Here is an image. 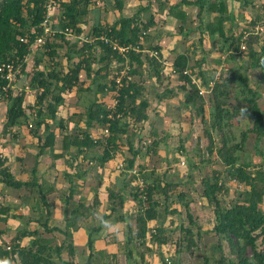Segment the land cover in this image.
Listing matches in <instances>:
<instances>
[{"label": "trees", "instance_id": "16d2710c", "mask_svg": "<svg viewBox=\"0 0 264 264\" xmlns=\"http://www.w3.org/2000/svg\"><path fill=\"white\" fill-rule=\"evenodd\" d=\"M97 1L60 0V9L54 26L62 32H57L53 41L43 46L45 54L43 57H47V62H44L42 55L37 56L36 67L27 82L28 89H31L36 97L33 103L25 106V93L20 92L19 83L11 88L9 93L0 90V109L4 104L8 105L2 122L6 133L14 127L19 129L28 126L31 133L38 138L41 144L40 153L43 154L47 150L54 149L55 129L60 130L63 136L62 152L56 154L55 158H67L65 180L70 184V193L65 197L61 195L65 206L66 229L51 228L49 226L52 217L51 205L46 199L49 190L45 188L43 182H39L37 176L26 180L17 178L7 166V159L0 155V184L16 190L29 188L30 191L38 193L44 211L40 212V217L30 218L27 224L38 223L46 234L44 237L37 230L32 231L29 227L21 228L17 240L10 244L9 250L0 246V261L8 264H55L54 258L62 259L63 252L67 251L70 259L66 261L62 259L63 263L74 264L76 249L73 232L76 231L74 226L79 207L72 211L68 207L76 189L80 186L75 184V179L85 181L89 171L88 168L83 169L80 158L89 159L93 163L89 168L96 173L100 169L103 170L106 163L112 161L126 146L131 157L126 158L127 165L123 171L126 177L132 174L131 170L135 168L137 158L145 154L157 155L161 143L165 142V138L169 135L166 132L165 136L160 137L154 125L146 124L151 118L149 108L154 104V111L158 110L155 107L160 105L166 108L168 105L170 109L171 102L182 95L181 104L176 106L177 112L182 115V111L188 110L200 116L203 137L199 139H205V149L200 150L199 162H194L190 158L188 144L185 140H181V145L176 150L186 159L188 167L186 176L183 177L179 168L175 167L180 160H174L168 155L158 156L152 176L150 179L144 178L142 187H134V191L130 194L126 191L109 192L111 210L120 213L121 221L127 220L122 213L126 198L130 197L137 203L136 211L131 213L127 220V256L133 257L136 242L146 240L151 221L157 223L151 233L153 242L158 245L174 243L176 246L174 257L179 262L186 255L195 256V251L203 238V229L195 214L190 190L193 189L192 185H195L193 173L199 171L201 196L205 198L208 208L214 213L212 232L217 239L212 247L221 253L220 264H264V209L262 208L264 150L259 146L264 141V93L259 90V82H253L246 76L248 69H255L260 71L264 79V39L262 43L258 40L262 35L251 37L250 41H246L247 50L244 53L239 52L246 30L242 28L239 34H236L239 18L228 8V0H181L176 4H170L169 0H138L141 4L132 16L123 14L126 0H111L110 9L119 13L115 21L110 25L88 26L90 6L96 5ZM144 1H148V4L144 5ZM231 1L240 3L243 8L251 4V0ZM45 2L46 0H0V66L17 58L27 57L28 60L34 52L30 50L28 44L21 43L19 38L29 34L34 27L42 23L45 16ZM154 3L157 4L158 10H166L167 14L175 17L176 20H183L186 17V12L181 10L182 5L198 7L199 25L195 29L184 30L183 23L180 25V31L184 36H188L197 30L200 43L204 42L205 38L220 43L216 51L223 59L228 58L238 66H233L229 74L221 72L215 78L213 75L208 76L204 68L208 51L203 52V57L194 67L191 66L188 52H181L173 62V74L177 77L178 91L174 88H166L163 92H157L153 101L152 95H148V88L142 77L146 75L152 80L155 79L156 84L163 82L165 76L162 74L163 64L160 58L162 47L157 42L158 38L153 39L150 33L156 25L155 14H151L148 20H144L142 14L151 11ZM260 22L264 24V20L258 17L253 21V25ZM83 25L87 28L84 29ZM66 28L73 32L72 36H66L64 32ZM82 34H85L88 41L81 42ZM141 37L144 38L143 42ZM105 38L109 42H105ZM33 39L31 37V42ZM58 41H61L59 46ZM111 42L128 48L127 52L121 54L118 50H114ZM256 43H259L258 49L255 47ZM63 45L66 46V50L60 55L59 49L63 48ZM150 51L156 52L158 57L151 56ZM244 55L249 56L248 67L239 64L242 63L241 58ZM196 65L199 68L198 72H194ZM115 66L116 72L113 71ZM237 67L243 69L245 67V72H239ZM82 71L86 72L91 83L81 90L91 97L88 99L81 120L84 126H79L77 134H74L68 130L70 124L75 122L74 119L69 120L60 116V109L65 105L64 95L78 87ZM186 71L190 72L185 73ZM24 75L25 70L22 78ZM118 77H121L119 83H117ZM0 84L7 83L0 79ZM201 89L207 93L201 94ZM113 92H116L115 98L118 101L115 107L99 101V95L104 96ZM206 104L210 108L207 117ZM177 119L172 120L178 122ZM243 121L246 122V126L236 133L234 130L236 124ZM138 125H142V129H150L153 139L151 138L149 143L142 141L141 131L131 132ZM105 130H108V133ZM94 131H97L100 137H94ZM248 145L255 149L254 153L260 158L258 162L246 149ZM96 147H100V153L86 158V151ZM211 165L213 170H204V166ZM140 169L134 172L135 175L142 173L143 166ZM32 173H37V165L32 169ZM227 180L235 181L241 189L237 187L234 191L237 194L236 198L225 204L223 197L232 190L226 186ZM95 199L98 200L97 196ZM174 204H179L185 209L188 219V224L180 225L179 237L176 240L175 231L165 226L168 216L180 213L178 209L172 208ZM10 211L9 207L0 205V222H7L11 215ZM107 217L103 215L101 220ZM100 229L99 226L89 233L90 250L94 246V233ZM3 233L0 230V235ZM51 234L50 238L47 237ZM28 236L33 237L30 244L22 246L19 240ZM54 238L59 239L60 242ZM92 257L91 252L89 261ZM207 262L209 259L205 257L204 264Z\"/></svg>", "mask_w": 264, "mask_h": 264}, {"label": "crops", "instance_id": "0c3cea01", "mask_svg": "<svg viewBox=\"0 0 264 264\" xmlns=\"http://www.w3.org/2000/svg\"><path fill=\"white\" fill-rule=\"evenodd\" d=\"M64 1L68 2L69 0ZM110 1L111 0H98L96 5L90 6L91 11L88 17V22L90 25H110L115 21L119 13L116 10L110 9ZM135 1H137L138 4H136L138 7L141 2H139L138 0ZM126 7L127 6L125 4V8ZM158 11L162 12L161 10ZM164 12L166 20L173 18L174 20H176L175 17L168 15L166 10H163V13ZM57 30L59 32H62L59 30V28H57ZM80 38L81 42L87 40L85 34H82ZM161 53L163 54V50L161 51ZM177 55L178 54H176V56ZM176 56L173 57V60L171 61L170 71L173 69V62L175 61ZM29 57L26 64L29 61ZM25 67V75L18 84L19 90L21 93H25L26 100L30 99L31 103H33L36 97L33 91L31 89H28V83L26 79L27 66L25 65ZM115 69L116 66L113 68V71L116 72ZM83 77H85V80H83ZM80 82V87L78 84V87H75L72 91L67 93L69 95V102L71 104V107L65 108L67 110V116L64 115L63 118L69 120L74 119L75 121L70 124V127H68L69 131H72L75 125L84 126V122L81 120H83V116L85 114V106L83 107L78 105L77 99H75L74 97H77V92L81 91V88L86 87L91 83V80L88 79L85 71H82L80 73ZM65 96L66 94L64 95V97ZM104 96L105 98L101 99L100 101L107 106L114 107L116 92L108 93ZM66 101L67 100L65 98V106L67 105ZM7 109V104H4L1 107L0 122L3 121ZM166 111L167 109L165 108V112ZM140 127H142V125ZM55 133L56 139L54 149L47 150L42 154L40 153L41 144L39 143L38 138H36L33 133H31V130L28 126H24L19 129L17 127H14L11 131H8L6 133L4 131V126L0 124V155L7 159V166L17 178L26 180L32 179L34 176H37L39 182L44 183L43 185L45 186V188L49 190L47 192L46 199L51 205L52 212L49 226H51V228L57 227L59 229L65 230V206L62 203L61 195H64V192V196H67L70 193V184L65 180L64 170L67 169L65 163V160L67 158H55L56 154H60L62 152L63 144V136L61 135L58 128L55 129ZM97 133V131H94L93 136L97 137ZM263 143V141L260 143V147H262ZM99 153L100 147H96L94 149H89L88 151H86L85 156H87L86 158H91L95 155H98ZM130 157L131 155L128 152L127 147L125 146L121 153H118L112 161L106 163L103 170L100 169L99 172L96 173L90 172V168H88L87 166V161L89 159L85 160L82 159L83 157L80 158L83 169L85 170L88 168L89 171L87 174V179H85V181L82 179L74 178L76 180L75 184H79L80 186H78V188L76 189L68 207V209H70L71 211L79 207L76 214L77 218L75 220L74 226L76 227V231L73 232V243L76 249L74 261H76V259H81L85 262L84 264H100V262L104 259L105 264H159L161 259L164 262V257L168 253L171 254L174 259L176 253V246L174 245V243L158 245L151 239V233L157 224L156 221L149 222V232L146 235V240L143 242L140 241L135 243L136 247L133 251V257L130 258L127 256V220L128 216L136 211L137 203L130 197L126 198L122 213L125 214L127 220L121 221L119 220L120 213L112 212L111 210V204L108 198L109 192L113 191L116 193H123L124 191H126L128 194H130L134 191V187H142L144 178L150 179V177L152 176L153 167L157 162L156 160L151 161L146 157L140 156L136 160L135 168L131 170L133 175L130 174L126 177V173L123 171V169L127 165L126 158ZM36 165L37 173L33 174L32 169ZM141 166H143L144 168L142 173H138L137 175H135L134 172H136L137 170H141ZM136 178L138 181L135 180ZM2 187L4 186L2 185ZM30 190L31 189L29 188H24L21 190L11 189L9 187L2 188L0 193H2L4 199L7 200V203L3 206L9 207V209L11 210V215L8 218L7 222H2L3 224H6L3 228L2 224L0 223V227L2 228L1 230L4 232L2 235H0L1 248H3L4 245L3 241L7 238L9 239L10 236H13V239L17 240L16 238L19 233L18 231L21 228L23 229L29 227L30 230H37L40 234L46 237L44 230L41 228V226H39L38 223L31 222L29 225L27 224L30 218H38L40 217V212L44 211V207L40 202L38 193L36 191L32 192ZM197 193H199L198 195L201 198L199 200H205V198L201 196V187L200 189H197L196 192H194V194ZM95 196H97L98 200L95 199ZM201 201L199 205L197 204V202H194L195 214L196 216H198V222L203 229V234H205L207 239L214 238L216 237L212 232V228L214 226V213L212 210L209 211L207 202ZM172 208L178 209L180 213L179 215L168 216L165 221V226L175 231L174 239H176L177 237H179L178 229L180 225L183 223L188 224V219L186 216V211L181 207V205L174 204L172 205ZM202 212L207 214H203ZM209 212L211 213L210 215ZM103 215H107L108 217L105 220H101V217ZM201 216H208L207 219L210 221L207 222L208 220L205 219L204 223L202 224L203 220ZM99 226L101 227V229L97 233H94V246L93 249L90 250L88 247L89 233L92 232L94 228H97ZM51 236L52 234L47 235V237L49 238ZM32 238L33 237L30 236L22 237L19 242L22 246H27L30 244ZM60 239L63 240L62 237H60ZM91 252L93 254V257L91 261H89ZM67 256L69 257L68 253ZM0 264L8 263L0 261Z\"/></svg>", "mask_w": 264, "mask_h": 264}, {"label": "rangeland", "instance_id": "374dc122", "mask_svg": "<svg viewBox=\"0 0 264 264\" xmlns=\"http://www.w3.org/2000/svg\"><path fill=\"white\" fill-rule=\"evenodd\" d=\"M64 1V0H63ZM181 0H169L170 4H176L179 3ZM194 1V0H192ZM137 1L135 0H127L125 2L126 4V8H124L123 14L126 16H132L133 14H135L136 10L138 9L137 7ZM228 8L231 9V11H233L234 15H236L239 18V22L238 25L236 26V34H239V32L241 31V29L243 28V30L245 29L246 31H252V29H254L253 25V21L256 20V18H260L261 20H264V0H251V4L246 7L243 8L242 5L240 3H233L231 0H228ZM144 4L147 5L148 1H144ZM60 9V8H59ZM181 10L183 12H186V17L183 20H174L173 19H169L166 20L165 19V12H159L157 9V4L154 3L152 5L151 11H147L144 12L142 14L144 20H148L150 15L155 14V21H156V25L153 26V28L151 29V34L153 39L156 37L158 38L157 42L158 44H160V46L162 47L163 50V54L161 53V62L163 64L162 65V74L165 76L163 82L161 84H156V82L150 78H148V76H144L142 77L145 80V85L147 86V91H148V95H152V100L153 97L155 96V94L157 92H163L165 91L166 88H174V90L178 91V81H177V77H175V75L170 71V65H171V61L173 60V57L176 56V54H179L181 52H188V56H190V63L191 66H195V64L198 62V60H201V58L203 57V52L208 51V57H206V62H205V67L207 72H208V76L213 75L215 78L218 77V75L221 72L227 73L229 74L232 67L234 66H238L235 62H233L232 60L228 59V58H222L221 54H219L216 50L218 49V47L220 46V43H216L214 41L209 40L208 38H205L204 42L200 43V35L199 32L197 30H195V32L193 31L190 35L188 36H184L183 32L180 31V25L184 23V30H186L187 28H193L195 29L198 25H199V18L197 17V13L199 11V8L196 6H186V5H182L181 6ZM58 13V10H57ZM88 26H91L90 24ZM84 29L87 28V26L83 25ZM264 29V28H263ZM252 38H255L254 36H252ZM258 37V40L260 43H262V40L264 39V33L262 34V38ZM153 39H150V41H155ZM257 39V38H256ZM58 46L61 44V41H58ZM79 44H81L79 42ZM153 44V43H152ZM64 47L59 49V54L63 55V53L66 50V46L63 45ZM255 47L258 49L259 48V43L255 44ZM33 52V50H32ZM45 56L44 54V48H37L34 50V52L31 54V56L29 57V61L27 64V82L29 81V76L31 74H33V70L36 67V57L37 56ZM220 58V59H219ZM44 62H47V57H43ZM243 61L242 63L239 64H243L245 65V67H248L249 65V61H247L249 59L248 55H244L243 58H241ZM245 60V61H244ZM245 67L243 68H239L237 67V70L239 72H245ZM198 67L196 65V67L194 68V72H198ZM171 76V77H170ZM173 76V77H172ZM246 76L248 78H250L251 80H253V82H259V90L261 92L264 93V79L260 73L259 70H255V69H248L246 71ZM85 80V77H83ZM81 84V82H80ZM79 84V87L81 86ZM198 84V83H197ZM88 85V84H87ZM89 86V85H88ZM85 88V87H83ZM76 90V89H75ZM182 94V93H181ZM206 95V94H205ZM77 97H74L75 99H77V104L80 106H85L88 104V99L89 97H91L90 94L85 93V91L81 90L77 92ZM182 95L179 96V98L175 99L174 101L171 102L172 106L169 109V106L167 105V108L164 105H160L158 107H155L156 109H158L159 111H154V104L149 108V111L151 112V118L148 121V125H154V128L158 131V135L160 137L165 136V133L168 132L169 135L165 138V142L161 143L159 149H158V154L157 155H144L143 157L148 158L149 160L153 161V160H158V156H163V157H167L171 156L174 158V160H180L179 163L175 164V167L179 168L181 175L186 176L188 174V167H187V163H186V159L185 157H183L182 155H180V152H177V148L181 145L180 141L181 140H185L186 144H188V152L191 154L190 158L194 161V162H199L200 160V150H204L205 146L204 144H206L205 139H199L201 137H203V125L201 122V118L200 116L196 115V112H190L188 110H184L182 111V115H179L177 112L178 107H176L178 104L180 103ZM66 102L67 105L63 106L60 110L62 117L64 115L67 114V110L65 109L66 107H71V104L69 102V95L66 93ZM105 98V96L99 95V101L101 99ZM154 101V100H153ZM31 103L30 99H27L25 101V106H29V104ZM164 107V108H162ZM165 108L167 109V113L165 112ZM86 109V108H85ZM85 113V112H84ZM210 113V108L208 106V104H206V117L209 115ZM163 114V115H162ZM167 114V115H166ZM67 116V115H66ZM178 118V122H173L175 119ZM3 121L0 122V124H2ZM141 125H138V127L133 128V130H131V132H136L139 133V131H141V138L142 141H145L147 143H149L151 141L152 136L150 135V129L149 128H144L140 127ZM246 126V122L243 121L239 124H236L234 130L236 131V133H239V131H241V129H244V127ZM77 130H79V126L75 125V127L73 128L72 131H70L71 133L73 132L74 134H77ZM97 138L100 137V134L97 133ZM153 139V138H152ZM201 141L203 143H201ZM264 142V141H263ZM253 143V142H252ZM264 144V143H263ZM262 144V147H260V149L264 150V145ZM261 146V145H259ZM250 154L252 155L253 159L258 162L260 160L259 157L256 156V154L254 153V148L250 145H248V147L246 148ZM244 156H246L244 154ZM207 157V156H206ZM205 157V158H206ZM182 162L185 163V165H182ZM87 166L88 168L93 166V163L90 162V160L87 161ZM204 170L205 171H211L213 170V166H204ZM218 167V166H216ZM173 168V167H172ZM161 170V169H160ZM65 171V170H64ZM90 172L91 169H90ZM178 174H176L177 176ZM193 181L195 180V185H192L193 189L190 190V193L192 195V198L194 200V202H197V204L199 205L200 201L199 199L200 196L197 194H194V192H192L193 190H197L200 189L201 185H200V181H201V173L199 171H195L193 173ZM226 186L229 189H232L228 192V194L225 195V197H223L224 203L228 204L229 202L233 201L237 194L234 192L236 190V188H240L239 186H237L235 183H233L232 181H228L226 182ZM2 185H0V192L2 190ZM187 188H189V185L187 186ZM67 189V188H66ZM241 189V188H240ZM65 195V192H64ZM63 195V196H64ZM65 197V196H64ZM235 197V198H234ZM21 199V198H20ZM24 199V198H23ZM201 202H207L205 200H202ZM7 203V200L4 199V196L2 195V193H0V205H4ZM203 206V204H202ZM262 208L264 209V204L262 206ZM209 211H211V209L209 208ZM203 213V212H202ZM203 214H207V213H203ZM211 213L209 212V215ZM208 217V216H207ZM207 217H203L201 216L203 222L204 223L205 219H207ZM208 220V219H207ZM210 220H208L207 222H209ZM2 224V228L6 225L3 224L2 222H0ZM0 227V230L2 229ZM8 230V229H7ZM54 236V235H53ZM216 237L214 238H210L207 239V237L205 236V234H203V238L201 240V242H199V247L198 249L195 251V256L193 257L192 254L191 255H186V257L182 258L179 261L176 260V258L174 257L173 259V264H204L205 262V257H207V259H209V262H207V264H220V258H221V253L220 251L213 249L212 245L216 242ZM56 241H59V239L54 238ZM178 239V237L176 238ZM175 239V240H176ZM214 239V240H213ZM4 245L3 248L8 247L11 243L13 244V242H15V240L13 239V236H10V238L6 239L3 241ZM10 242V243H8ZM60 242V241H59ZM226 252H228V250L226 249ZM170 255L172 258L171 254H167L166 256ZM165 256V257H166ZM164 257V259H165ZM62 259L63 260H69L70 257L67 256V251L63 252L62 255ZM62 259H60L59 257H55V264H64ZM74 260V259H73ZM132 262V261H131ZM130 262V263H131ZM85 262L82 261L81 259H76V261H74V264H84ZM163 260L161 259L159 264H163ZM100 264H105L104 259L100 262Z\"/></svg>", "mask_w": 264, "mask_h": 264}, {"label": "built area", "instance_id": "2783aa9c", "mask_svg": "<svg viewBox=\"0 0 264 264\" xmlns=\"http://www.w3.org/2000/svg\"><path fill=\"white\" fill-rule=\"evenodd\" d=\"M60 0H46L44 8H45V16L42 21V23L38 27H34L29 34L22 36L19 38V41L23 44H28L30 50H35L37 48H42L44 45L47 44V42L53 41L55 34L59 32L57 30V27L54 26V24L57 21V10L60 8ZM264 24L263 22H260L254 26V29L252 31H244L241 47H240V53H244L247 50V44L246 41H250L251 37L254 36H261ZM65 34L68 36H72L73 32L66 28L64 30ZM31 37H33V41L31 42ZM261 39V38H260ZM105 42H109L107 38L104 39ZM144 38L141 37V42H143ZM111 46L114 50H118L119 53L124 54L127 52L128 48L120 47L117 45L116 42H111ZM151 56L158 57L156 52H150ZM225 57V54L223 55ZM27 62V57L24 58H17L16 60H13L8 63H4L0 66V79L7 84L1 85L0 84V90L4 91L6 93H9L10 89L17 86V84L21 81V78L23 76V72L25 70V64ZM172 73H174V69L171 70ZM190 71H186L185 73H189ZM124 74V72H123ZM121 80V77H118L117 83H119ZM205 90L201 89V94H204ZM118 101H114V107L117 105ZM106 133H108V130H105ZM182 165H185L184 162H182ZM236 184L235 181H232ZM7 249H10V245L7 247ZM173 258V257H172ZM172 258L170 255L166 256L164 259L163 264H173Z\"/></svg>", "mask_w": 264, "mask_h": 264}]
</instances>
